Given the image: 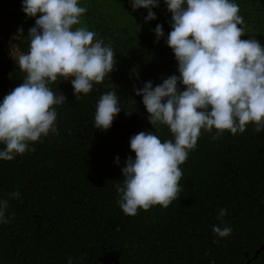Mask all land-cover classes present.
<instances>
[{"label": "trees", "instance_id": "trees-1", "mask_svg": "<svg viewBox=\"0 0 264 264\" xmlns=\"http://www.w3.org/2000/svg\"><path fill=\"white\" fill-rule=\"evenodd\" d=\"M22 2L0 0V102L24 80L26 74L13 56L28 52V30L39 16H26ZM233 2L239 5L246 26L241 39L255 38L264 45V0ZM79 5L87 9L81 24L113 48L115 70L78 99L73 95V78L50 84L54 92L66 97L63 104L55 106L56 130L30 143L34 151L18 154L11 161L0 160V200H8L5 218L10 217L8 223H0V256L13 255V246L10 252L5 251L7 245L23 239L26 251L34 255V264H44L42 257L63 249L57 244L72 245L81 240L88 222L126 231L127 223H134L137 217L146 238L152 241L149 235L157 236L151 245L168 242L169 246L174 240L194 243L198 235L208 231L211 223L207 220L215 221L220 209L227 211L223 217L226 225L237 212L243 214L248 209L264 213V130L254 131L251 123L243 133L225 131L216 140L212 139L215 129L201 130L195 149L180 165V197L167 208L155 205L147 211L138 209L134 216L122 212L115 185L123 184L125 159H135L130 138L145 131L154 132L162 142L173 139L167 126L156 128L149 123L142 96L134 92L145 82L151 81L155 87L171 75L179 76L178 62L167 46L171 13L164 0L151 9L156 19L148 21L149 9L133 10L131 0H79ZM157 24L164 33L159 40L154 31ZM21 27L23 33L18 36ZM178 87L183 90L184 86ZM110 90L116 91L122 108L110 129L103 131L94 127L95 108L100 96ZM3 148L0 143V150ZM17 190L20 198L10 199L8 194ZM23 222L33 225L22 229L19 224ZM77 249L74 246V253ZM8 263L0 258V264Z\"/></svg>", "mask_w": 264, "mask_h": 264}, {"label": "clouds", "instance_id": "clouds-1", "mask_svg": "<svg viewBox=\"0 0 264 264\" xmlns=\"http://www.w3.org/2000/svg\"><path fill=\"white\" fill-rule=\"evenodd\" d=\"M164 2L171 13L167 46L178 62L179 76L171 75L155 87L151 81L145 82L134 92L142 96L149 123L156 128L167 126L173 139L162 142L154 132L145 131L130 138L135 159H125L123 184L115 185L119 207L129 216L155 205L167 208L180 197V165L195 149L201 130L215 129L213 140L225 131L243 133L249 123L256 132L264 130V45L255 38L241 39L246 26L239 5L233 0ZM158 3L131 0L133 10L149 9L146 21L156 19L151 9ZM22 11L28 17L39 16L28 30V52L13 56L26 74L24 80L0 102V143L4 145L0 160L4 161L34 151L30 143L56 130L55 106L66 97L54 92L50 84L73 78V95L78 99L80 94L90 93L94 83L109 78L117 63L113 48L81 24L87 9L79 0H23ZM154 31L157 40L164 35L160 24ZM22 33L23 28H18V36ZM121 108L115 90L102 94L94 127L110 129ZM115 160L118 164L119 157ZM8 195L20 198L18 190ZM8 207V200H0V223L9 222L10 217L5 218ZM226 215V209H220V224L212 228L220 238L232 233L223 221Z\"/></svg>", "mask_w": 264, "mask_h": 264}, {"label": "flooded vegetation", "instance_id": "flooded-vegetation-1", "mask_svg": "<svg viewBox=\"0 0 264 264\" xmlns=\"http://www.w3.org/2000/svg\"><path fill=\"white\" fill-rule=\"evenodd\" d=\"M247 211L243 214L237 212L230 223H227L232 228L228 237L220 238L213 233V226L218 225L215 221H220L217 217L214 218L215 221L208 219L211 223L208 224V231L202 232L194 243H186L187 245L180 240H174L175 244L169 246L168 242L151 245L157 236L150 234L152 241L151 238H146V230L140 227L137 217L134 223H127L126 231L121 227L113 230L112 225L104 224L103 227L100 223L88 222L85 223L87 229L81 240L72 245L59 243L57 246H63L62 250L42 259L44 264L48 260H51V264H69V258L72 264H264V213L258 210ZM32 225L25 222L19 224L22 229H29L27 226ZM54 231L58 234L56 227L53 228ZM12 246L13 255L0 256L8 264L36 262L30 250L26 251L23 239L12 240L5 251L10 252ZM68 246V251H65L64 248ZM74 246H78L77 253L73 251ZM154 249L158 252H154Z\"/></svg>", "mask_w": 264, "mask_h": 264}, {"label": "rangeland", "instance_id": "rangeland-1", "mask_svg": "<svg viewBox=\"0 0 264 264\" xmlns=\"http://www.w3.org/2000/svg\"><path fill=\"white\" fill-rule=\"evenodd\" d=\"M7 48H9V51H10V52H13V50H14L13 47H11L10 45L7 46ZM12 49H13V50H12Z\"/></svg>", "mask_w": 264, "mask_h": 264}]
</instances>
